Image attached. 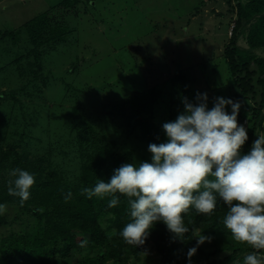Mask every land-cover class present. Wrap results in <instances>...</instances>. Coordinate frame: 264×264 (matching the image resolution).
<instances>
[{
  "label": "trees",
  "instance_id": "1",
  "mask_svg": "<svg viewBox=\"0 0 264 264\" xmlns=\"http://www.w3.org/2000/svg\"><path fill=\"white\" fill-rule=\"evenodd\" d=\"M81 1L52 2L50 11L36 14L17 29L0 31V50L9 38L12 48L21 49L11 62L19 77L31 74L26 84L36 85L34 82L42 78L44 84L52 85L49 58L58 47L73 40L77 29L66 19L56 18V11L79 9ZM204 3L198 0L190 8V17ZM228 4L235 22L222 51L229 73L222 85L230 87L231 96L225 98L251 102L248 115L239 110L238 116V123L244 126V120H249V139L241 149L246 154L258 135H264V56L257 52L264 50V0H228ZM240 38L248 47L239 44ZM136 53L137 49L134 54L124 53L127 72L111 83L115 91L121 89L112 99L91 94L93 88L87 81H65L64 88L58 87L60 100H73L70 119L56 116L62 113L56 103L45 117L36 118L38 110L23 112L22 118L16 116L23 121V130L11 132L14 112L8 116L0 113V203L7 205V212L0 216V230L4 228L0 231V264H128L131 258L140 260L149 245L158 253L159 264H189L188 249L197 247L195 237L201 234L211 238L212 254H226L200 264H243V257L256 251L236 241L224 226L227 207L219 198L210 214L188 209L185 225L196 231L186 233L184 240L175 238L163 222H158L145 243L134 246L121 236L132 219L124 194H116L120 202L114 208L108 207L110 195L91 199L81 195L82 188L94 187L98 179L109 180L125 163L151 161L149 144L166 141L162 125L184 111L185 98L195 103L197 92L205 91L194 69L205 67L202 78L207 85L213 79L209 77L212 71L221 73L217 64L207 73L210 64L203 60L191 67L181 64L171 76L160 78L136 59ZM78 62L71 63L64 73L78 75ZM7 63L0 65V73ZM4 93L0 90V106L6 98ZM214 99L208 102L209 108L214 106ZM41 129L48 133L45 140L36 134ZM15 168L27 170L36 178L23 207L7 190L8 181L14 179L10 172ZM68 192L72 197L65 202ZM200 256H210L204 244L198 246L191 264ZM74 257L79 259L72 261Z\"/></svg>",
  "mask_w": 264,
  "mask_h": 264
},
{
  "label": "rangeland",
  "instance_id": "2",
  "mask_svg": "<svg viewBox=\"0 0 264 264\" xmlns=\"http://www.w3.org/2000/svg\"><path fill=\"white\" fill-rule=\"evenodd\" d=\"M57 1L0 0V31L17 29L36 14L49 10L51 3ZM90 1L93 2V7ZM197 1L82 0L79 9L57 10L56 18L66 19L77 29L73 40L58 47L55 55L49 58L48 65L54 77L50 80L52 85L44 84L42 78L34 82L37 86L26 84V79L31 78V74L18 76L11 61L18 56L17 53L21 49L12 48L13 41L9 38L0 50V65L8 62L0 73V90L5 92L6 97L0 106V113L8 116L14 112L11 132L18 128L23 130V121L17 119L22 118L23 112L28 114L29 110H38L34 114L35 117H45L51 114L50 111L56 103L62 107V109L60 107L62 113H56V116L70 119L69 110L73 100L69 98L60 100L62 96L56 90L58 87L64 88L65 81L73 84L78 82L85 84L87 81L93 88L91 94L103 100L114 98L121 89L115 91L116 87L111 83L127 72L124 60L126 58L123 55L134 54L136 49V59L145 62L146 69L160 78L165 75L171 76L181 64L191 67L208 60L210 65L207 67V73L217 64L221 73L211 72L209 77L213 79H210V85L202 78L205 74L204 66L193 71L199 74L198 79H201L200 85L205 88L203 93H207L208 102L211 98L231 96L230 87L222 85L223 80H228L229 75L222 51L228 37L231 36L235 13L231 11L228 0H205L190 17V8ZM239 44L246 46L247 42L240 38ZM257 52L264 56L262 49H258ZM77 59L79 74L70 72L66 75L64 70L71 67V63ZM24 85L25 88L21 90L19 87ZM239 103L242 114L248 115L251 102ZM21 106L23 110L20 109ZM231 110V106H228L227 111L231 113ZM49 120L45 119L46 122ZM244 122L247 130L249 120ZM36 134L44 140L48 135L47 131L43 132L42 129ZM12 136L16 134L13 133ZM32 143L37 144V140ZM3 230L4 228L0 231ZM211 244V239L204 243V250L210 253V256L198 257L195 264H200L203 260L211 261L226 254V252L220 255L212 254ZM78 259L79 257H74L72 261ZM159 259L154 247L149 245L140 260L131 258L128 264H159Z\"/></svg>",
  "mask_w": 264,
  "mask_h": 264
},
{
  "label": "clouds",
  "instance_id": "3",
  "mask_svg": "<svg viewBox=\"0 0 264 264\" xmlns=\"http://www.w3.org/2000/svg\"><path fill=\"white\" fill-rule=\"evenodd\" d=\"M208 99L207 93L199 92L196 103L184 99V111L162 125L166 141L149 144L150 162L125 163L109 180L98 179L94 187L82 188L81 195L88 199L110 195L108 207L114 208L120 202L116 194H124L132 219L121 236L134 246L144 244L158 222L184 240L186 233L196 231L185 225L188 209L210 214L219 198L227 207L224 226L236 241L256 250L243 257V264H264V135H258L251 150L242 153L249 137L238 123L241 104L216 97L209 108ZM10 175L14 179L8 181V194L18 197L23 207L35 175L21 168L11 170ZM71 197L68 192L65 202ZM6 212L7 205L0 203V216ZM195 239L197 247L187 252L189 264L198 246L211 238L201 234Z\"/></svg>",
  "mask_w": 264,
  "mask_h": 264
},
{
  "label": "crops",
  "instance_id": "4",
  "mask_svg": "<svg viewBox=\"0 0 264 264\" xmlns=\"http://www.w3.org/2000/svg\"><path fill=\"white\" fill-rule=\"evenodd\" d=\"M248 45V44H247ZM247 45L246 46H243V47H247ZM242 46V45H241ZM262 51L264 52V50L262 49ZM241 109V108H240Z\"/></svg>",
  "mask_w": 264,
  "mask_h": 264
},
{
  "label": "built area",
  "instance_id": "5",
  "mask_svg": "<svg viewBox=\"0 0 264 264\" xmlns=\"http://www.w3.org/2000/svg\"><path fill=\"white\" fill-rule=\"evenodd\" d=\"M244 123H246V122H244ZM247 127V126H246Z\"/></svg>",
  "mask_w": 264,
  "mask_h": 264
}]
</instances>
